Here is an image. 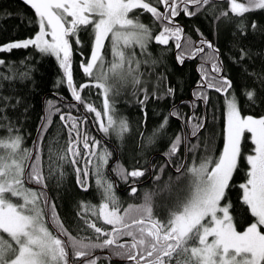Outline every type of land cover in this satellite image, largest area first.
<instances>
[{
    "label": "snow or ice",
    "instance_id": "snow-or-ice-1",
    "mask_svg": "<svg viewBox=\"0 0 264 264\" xmlns=\"http://www.w3.org/2000/svg\"><path fill=\"white\" fill-rule=\"evenodd\" d=\"M24 2L34 9L39 30L32 38L0 46V51L33 46L43 54L55 56L64 69L68 86L76 101L84 104L80 93L87 87L94 86L101 90L103 113L97 111L92 104L85 106L89 112L95 113L103 132L116 131L122 137L127 131V122L114 118V108L110 102L115 87L113 81L126 82L131 78L133 84L141 83L138 75L140 61L135 58L134 52L128 55L126 50L139 46L141 51H145L153 38L151 29L138 19L130 18V14L142 9L156 20L166 22L154 39L159 44L167 45L170 38L179 41L182 33L179 25L173 23V18L181 10L187 15H193L194 13L189 12L188 5L199 8L207 5L209 0H154L155 5L163 6V12L148 0ZM181 4L184 5L182 9ZM255 9H264V0H246L241 3L230 0V11L236 16L242 17ZM221 15L227 16L228 12ZM88 25L93 27L94 45L90 59L81 67L92 81L77 89L71 72L69 38L75 36L81 26ZM252 27L255 28L256 25L253 24ZM109 37L113 59L106 67L102 50ZM76 42L79 43L78 37ZM177 47H180L179 43ZM208 47L211 48L212 45L209 43ZM202 51V48H197L193 55ZM4 63L0 59V65ZM213 70L218 72L219 66L214 64ZM207 87L227 94L223 149L218 157L206 156L199 164L177 168V172L186 168L190 180L186 195L173 205L167 220L154 215L152 199L148 194L143 204L129 205L121 210L113 185L100 173V167L107 163L110 154L106 151L91 153L98 156L100 161L96 183L103 189V201L98 208L93 206L92 214L112 226L110 232H105L96 223L86 221L88 227L98 234L97 240L100 236L105 237L100 243L93 242L88 237L73 236L59 221L54 212L55 205L50 204L46 194L24 187L25 182L31 180L46 188V177L39 163V154L35 155L36 162L27 164L26 161L33 159V151L22 149L23 138L18 134L12 135L13 129L7 127L8 137L0 138V232L9 239L0 235V264H70V255L77 260L82 259L84 264H96L97 258L92 256V249L101 247L112 248L115 256L126 258L131 264H264V116H242L235 94H228L231 81L226 78L209 83ZM171 91L169 89V93ZM246 95L251 101L255 93L248 91ZM144 99H148L146 90ZM50 107L55 108V105L50 104ZM102 114L107 117L106 124L101 119ZM170 115L179 116V113L172 112ZM66 119L72 121L69 136L75 131L76 138L70 139L66 153L58 159L64 160L67 153H71L72 163L75 164V157L80 153L74 145L78 143L80 133L76 119L61 116V120ZM166 124L167 118L160 128L163 129ZM202 126L193 124L191 135L196 136ZM245 132L251 134L254 147L252 153L245 157L248 165L247 179L240 184V188L243 192L242 201L250 210L254 222L243 231H238L231 215V204L222 202L225 201L226 190L238 168L242 154L241 141ZM98 143L93 141L91 146ZM181 143L182 138L177 135L167 155H174ZM84 148H90L86 136ZM76 172L77 183L87 190L88 169L77 168ZM120 175L127 179L143 176L144 173L139 169L131 172L121 169ZM131 191L135 194L137 189L133 186ZM10 197L20 198L22 203H13ZM47 207L52 209V220L59 228L56 235L47 227ZM122 238L127 239L120 242Z\"/></svg>",
    "mask_w": 264,
    "mask_h": 264
},
{
    "label": "trees",
    "instance_id": "trees-1",
    "mask_svg": "<svg viewBox=\"0 0 264 264\" xmlns=\"http://www.w3.org/2000/svg\"><path fill=\"white\" fill-rule=\"evenodd\" d=\"M189 12L194 14L183 13L176 18L183 23L179 24L182 27L179 41L170 38L168 47L150 40L145 51H141L139 46L126 50L128 55L134 52L135 58L140 61L139 85L133 84L131 78L125 83L113 81L120 84L114 87L117 116L128 122L125 138L119 143L122 157L129 165L145 164L151 156L157 159V152L165 150L167 142L171 138L175 140L177 135L183 141L182 124L187 120L191 127L193 124H202L204 127L197 138L189 140L186 168L190 160L200 162L202 158L218 155L222 151L227 94L207 87L209 83L226 78L231 81L228 94H235L243 115H264V9H255L240 17L231 13L230 0H209L207 5L199 8L193 5ZM223 12H228V15H221ZM130 18L152 27L153 29L149 27L152 37L156 34L153 31L156 26L163 24L142 9L134 10ZM253 24L256 25L255 28L252 27ZM38 30V17L24 0H0V45L33 36ZM77 37L79 43L76 42ZM69 39L71 72L74 85L79 89L80 85L91 81L81 65L91 55L94 44L93 27L81 26L77 34ZM177 43L180 47H177ZM209 43L211 48L208 47ZM111 47L109 37L103 49L106 67L113 59L109 57ZM197 48H202L203 51L193 55ZM0 59L5 61L0 65V138L8 137L7 127L10 126L13 129L12 135L18 134L23 138L22 149L33 151L35 137L41 126L30 164L36 162L35 155L39 154V163L46 177V188L50 193V204L55 205L56 216L58 212L61 213L71 234L82 238L84 236H81L82 227L77 212L81 201L88 196L76 186L64 160L58 159L66 153L71 139L69 128L60 115L64 112L67 118L73 117L72 112L80 113V105L69 102L71 95L64 69L55 56L43 54L33 46L0 51ZM214 64L219 66L218 72L213 70ZM169 89L172 90L171 93ZM145 90L149 99H144L146 102L143 109L141 99L145 96ZM248 91L255 93L251 101L246 95ZM80 94L84 100V104H80L85 110L86 104L99 107L102 100L100 89L90 86ZM180 100L183 102L180 103ZM50 104L55 105V108H51ZM169 104L170 113L177 112L179 116L170 115V126L167 127L166 124L161 129V124L169 114ZM144 110L146 116L143 114ZM67 123L71 127L72 121L67 120ZM253 147L250 133L245 132L238 168L226 190L225 201L222 202L231 204L230 211L237 230L245 229L254 221L250 210L242 201L243 192L240 188V184L247 179L248 165L245 157ZM175 156H179V159L173 162V166L179 168L184 158L182 143ZM159 159L160 161L156 160V167L160 169L163 161ZM28 162L29 160L26 161L27 164ZM186 168L177 172L170 167L163 180L146 188V194L154 199L160 213H166L169 208L171 210L177 200L186 195L189 184ZM24 187L37 192L43 191L47 196L42 187L31 186L27 182ZM11 199L13 203H22L20 198ZM135 203L137 201H132V204ZM45 212L47 222L46 208ZM50 217L52 220L51 208ZM52 222L56 227V222ZM47 225L50 226L48 222ZM67 231L69 232L68 229ZM0 235L9 239L2 232ZM110 250L113 253V249Z\"/></svg>",
    "mask_w": 264,
    "mask_h": 264
},
{
    "label": "flooded vegetation",
    "instance_id": "flooded-vegetation-1",
    "mask_svg": "<svg viewBox=\"0 0 264 264\" xmlns=\"http://www.w3.org/2000/svg\"><path fill=\"white\" fill-rule=\"evenodd\" d=\"M150 2H152L154 6H158L161 12L164 11V8L162 5H155L154 0ZM192 6L193 5H188V9L190 10ZM183 7L184 5L181 4L180 8L182 9ZM183 13L184 12L181 10L179 14L176 17H174L175 20H173V23L175 25L183 24L181 21L179 22L176 20V18L177 17L179 18V16ZM164 23L166 22H163V24H161L159 27L156 26V28L153 30L156 33L155 36L158 35L160 31L163 29ZM179 27L181 26L179 25ZM150 28L153 29L152 27ZM155 36H153L151 41L156 42L154 39ZM161 45L169 47L170 39L167 45H164V44H161ZM110 49H111V54L109 55V57L111 58L112 57V47ZM90 80L92 81V78ZM121 83H125V82H121ZM115 97H116V94L114 93V90H113V93L110 96V102L114 108V118L117 121H119L121 119H119L117 116L118 111L116 108ZM141 101H143V103H141L142 108L145 109L144 103L146 101L144 100V98H142ZM69 102H72V100L70 99ZM179 102L182 103L183 100H180ZM82 106L83 105H80L79 114H75L73 112L71 114L76 119L78 131L80 133L79 141L78 143L74 145L75 148L79 149L80 154L77 157H75L76 159L75 164L72 163L73 157L71 153H67V155L65 156L64 162L67 165V168L71 171L72 177L75 180L74 182L76 186L81 191L87 193V196H88L84 198L83 201H81L79 211L77 212L78 219H80L79 224L82 227L80 231L82 232L81 234L83 235L81 236L91 238L93 242L100 243L105 237L100 236L99 240H97L96 237L98 236V234L95 233L93 229L88 227L86 221H91V222L96 223V226L100 227L105 232H110L112 226L106 224L102 218H98L97 216L92 214L94 210L93 206H96L98 208L100 203L103 201V189L99 187L96 183V180L98 178L97 177V166L100 164V161L98 159V156H94L91 153L95 152L99 154V153H103L106 151L107 153L110 154L107 157V163L103 164L100 167V173L107 182L113 185V192L119 202L121 210H123L125 208H128L129 205L137 206V205L143 204L145 201V196H146V192H145L146 188L152 187V185L163 180L168 168L171 167V169L177 171V168H174L173 166V162L179 159V156H175V154L179 153V150L174 155H171V156L167 155L170 150V145L172 144V141L174 140L173 138H171V140L167 142V147L165 148V150L163 149L162 151L157 152L155 156L157 157V159H153L154 157L151 156L148 162L145 164L134 163V164L129 165L125 162L126 160L123 159L122 157L120 143H119L125 138L124 134L127 131L123 134L122 137L118 136L116 131L110 130L108 133L103 132L100 128V121L96 119L95 113L85 110V108ZM94 107L96 108L95 104H94ZM96 109L97 111H101V113H103V95H102L101 103L99 104V107H97ZM168 112L169 114L167 116V125H166L167 127L170 126V104L168 107ZM143 114L144 116H146L145 110ZM62 115L65 116V113L62 112L60 115V118ZM101 119L104 121L105 124L107 123V117L103 116V114H102ZM62 121L68 128H70L69 124L67 123V120H62ZM127 125H128V122H127ZM182 127L184 130L183 141H182L183 157H184L183 164H184L188 156L189 140H194L195 138H197L200 135L201 131L203 130L204 126H202L199 129L196 136L191 135L192 127L189 124L188 120L186 123L182 124ZM85 136L88 138V142L90 145L89 149L84 148V137ZM75 138H76V132L73 131L71 139L74 140ZM93 141H98L99 143L96 144L94 147H92L91 145ZM159 158H161V160L164 162V164L163 162H161L162 166L160 169L156 167V160L160 161ZM89 160L91 161V163H88ZM181 165L179 166V168L181 167ZM85 167L88 169V172H89V175L87 177V190L82 188L81 185L77 183V172H76L77 168H80L81 170H83ZM121 169H124L128 172L139 169L143 171L144 175L140 177H128L127 179H124L120 175ZM26 182L31 186L33 185V186L41 187V185L34 184L33 182H30L28 180ZM133 186L137 189L135 194H133L131 191ZM44 189L46 190L48 188H44ZM132 201H137V203L132 204ZM152 203H153L154 215L161 220H167L170 208L167 210L166 213L162 214L157 208V204L155 203L154 199H152ZM60 214L61 213L59 212L57 213V217L59 221L63 224V227L65 229L67 228L69 232L72 233L69 226L64 223V220L62 219ZM49 227L52 229L51 226ZM54 229H55L54 232H56L57 234L59 231L58 226H56ZM62 238H65V237H62ZM125 239L127 238H122L120 242H124ZM92 256L97 258L96 264H131V262H129L126 258L113 255L110 248H103V247L95 248L94 250H92ZM70 260L74 264H84V261L82 259L77 260L75 259V257H72L71 255H70Z\"/></svg>",
    "mask_w": 264,
    "mask_h": 264
},
{
    "label": "rangeland",
    "instance_id": "rangeland-1",
    "mask_svg": "<svg viewBox=\"0 0 264 264\" xmlns=\"http://www.w3.org/2000/svg\"><path fill=\"white\" fill-rule=\"evenodd\" d=\"M148 2H150V0H148ZM35 36V34L33 35V36H30V37H26V38H22V39H16V40H12V41H9V42H7V43H5V44H8V43H11V42H19V41H23V40H25V39H29V38H32V37H34ZM106 41V40H105ZM5 44H3V45H5ZM3 45H0V46H3ZM94 45V44H93ZM134 48V47H133ZM133 48H131V49H133ZM102 52H103V50H102ZM91 56V55H90ZM89 59H90V57H89ZM116 82H119V81H116ZM116 82H113L114 84H115V87H117V85H119L120 86V84H118V83H116ZM241 112V111H240ZM241 115L242 116H248V115H250V114H247V115H243L242 113H241ZM252 116H254V117H260V116H264V115H260V116H255V115H252ZM225 128H226V121H225ZM250 137H251V134H250ZM242 142V141H241ZM221 153V152H220ZM219 153V154H220ZM252 153V151L251 152H249V153H247L246 154V156L248 155V154H251ZM219 154L218 155H208V156H212V157H218L219 156ZM196 160V159H195ZM197 161V160H196ZM201 161V160H200ZM193 163H196V164H199L200 162H195L194 160H190L189 161V164H188V167H191L192 165H193ZM189 180H190V177H189ZM254 222V221H253ZM47 227L49 228V226L47 225ZM49 230L53 233V231L49 228ZM244 230V229H243ZM243 230H238V231H243ZM53 235H55L54 233H53ZM209 239H211V238H209Z\"/></svg>",
    "mask_w": 264,
    "mask_h": 264
},
{
    "label": "water",
    "instance_id": "water-1",
    "mask_svg": "<svg viewBox=\"0 0 264 264\" xmlns=\"http://www.w3.org/2000/svg\"><path fill=\"white\" fill-rule=\"evenodd\" d=\"M72 77H73V76H72ZM66 81H67V79H66ZM73 83H74V81H73ZM67 86H68V83H67ZM68 89H69V92H70V95H71V100H72V102H75V103L81 105L80 102H78V101H76V100L74 99V97H73V95H72V91H71V89L69 88V86H68ZM44 118H45V115H44ZM43 120H44V119H43ZM42 123H43V122H42ZM41 125H42V124H41ZM40 128H41V126H40ZM40 128L38 129V132H37L36 137H35L34 150H33V153H34V154H35V150H36L37 137H38V133H39ZM33 157H34V156H33ZM31 161H32V159L29 160L28 164H30ZM185 163H186V161L184 162L183 165H185ZM46 190H47V189H46ZM46 192H47V198H48V200H49V202H50V193H49L48 190H47ZM46 211H47V219H48L49 223L52 225L51 217H50V207H47V208H46ZM52 226H53V225H52ZM53 227H54V226H53ZM54 228H55V227H54ZM70 264H73V263L71 262V260H70Z\"/></svg>",
    "mask_w": 264,
    "mask_h": 264
},
{
    "label": "bare ground",
    "instance_id": "bare-ground-1",
    "mask_svg": "<svg viewBox=\"0 0 264 264\" xmlns=\"http://www.w3.org/2000/svg\"><path fill=\"white\" fill-rule=\"evenodd\" d=\"M182 169H183V168H182ZM182 169H181V170H182Z\"/></svg>",
    "mask_w": 264,
    "mask_h": 264
}]
</instances>
